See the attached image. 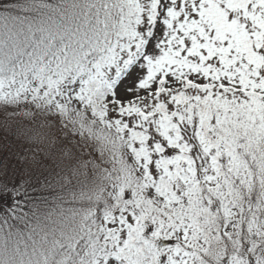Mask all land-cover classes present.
<instances>
[{"label": "snow or ice", "instance_id": "1", "mask_svg": "<svg viewBox=\"0 0 264 264\" xmlns=\"http://www.w3.org/2000/svg\"><path fill=\"white\" fill-rule=\"evenodd\" d=\"M0 264H264V0H0Z\"/></svg>", "mask_w": 264, "mask_h": 264}]
</instances>
